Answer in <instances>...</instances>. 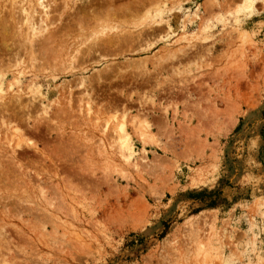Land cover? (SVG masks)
Instances as JSON below:
<instances>
[{
    "label": "rangeland",
    "instance_id": "obj_1",
    "mask_svg": "<svg viewBox=\"0 0 264 264\" xmlns=\"http://www.w3.org/2000/svg\"><path fill=\"white\" fill-rule=\"evenodd\" d=\"M27 1L0 0V100L31 103L38 83L49 110L13 119L36 151L3 160L0 264H264V0H52L39 70L73 49L91 57L75 76L15 86L4 68ZM57 105L69 114L55 118ZM4 127L0 146L15 144Z\"/></svg>",
    "mask_w": 264,
    "mask_h": 264
},
{
    "label": "bare ground",
    "instance_id": "obj_2",
    "mask_svg": "<svg viewBox=\"0 0 264 264\" xmlns=\"http://www.w3.org/2000/svg\"><path fill=\"white\" fill-rule=\"evenodd\" d=\"M25 1H27V0H25ZM29 1V0H28ZM27 1V2H28ZM32 1V0H31ZM30 1V2H31ZM51 2H52V0H50ZM50 1L49 0H33V2H32V5H25V8H24V6H23V4L21 5V14H22V17H23V29H22V26H21V24H20V26H18L17 25V27L15 28V32L16 33H18V43H17V50H15V55L13 56L14 57V59H13V61H14V64L13 65H11V66H9V63H10V61H8L7 63H8V66H9V68H8V66L6 67V68H4V71H8V72H10V73H12L13 75H14V81H15V86H18L19 84H21V82L24 80V79H26V78H28V77H33V80L32 81H35L34 79L36 78V73H37V71H39V72H41L42 74L41 75H44L45 76V78H49V79H52V80H55L56 78H58V77H60V76H75V75H77V74H79V73H81L82 72V70L81 69H79V67H78V57H80L79 55H81L82 57L81 58H87L88 59V56H90L91 57V55H90V53L89 52H87V53H85L84 52V55L83 54H81V51H79V50H75V49H73V54H71L68 58V61H66V62H62V60L60 61V62H58L59 63V65H58V69H55V66H51L50 67V71L49 72H47V69H48V67H45V68H42L41 70H39L40 69V67L41 66H39L40 65V61L41 60H39L38 58H39V55H40V59H45V55H46V50H45V52H44V50L43 51H38L39 53H38V55H37V52L35 51L36 49L34 48V45H36L35 43H39V42H41V44L43 43H47V40L49 39V37H50V28L53 26V22H52V15H53V13H52V15H51V12H53V7H55V1L54 2H52V3H50ZM80 1V0H79ZM98 1V0H97ZM30 2H28V3H26V4H29ZM19 3V2H18ZM58 3V2H57ZM60 3V2H59ZM76 3V2H75ZM92 6H93V4H92ZM66 7V6H65ZM77 8V7H76ZM92 9L93 8H91V12H92ZM18 10V9H17ZM36 10H39V14H40V18H36V13H37V11ZM72 10V9H71ZM56 11V10H55ZM111 10H108V12H110ZM125 11V10H124ZM90 12V13H91ZM99 12V11H98ZM11 13V12H10ZM77 15V14H76ZM94 15H92V17H93ZM89 17V16H88ZM91 17V16H90ZM96 17H97V15H96ZM99 17V16H98ZM78 18V17H77ZM84 18V17H83ZM93 18H95V17H93ZM97 19V18H96ZM82 20V19H81ZM87 20V19H86ZM20 21V20H19ZM21 21H22V19H21ZM99 21V20H98ZM78 22V21H77ZM87 23H88V20H87ZM93 23V22H92ZM91 23V24H92ZM16 24H17V21H16ZM0 25H1V23H0ZM5 25H7V24H5ZM77 25V24H76ZM81 25V24H80ZM83 25V24H82ZM87 25H89V24H87ZM1 26H3V25H1ZM85 27H87L86 26V24L84 25ZM5 27V26H4ZM82 28H84L83 26H81ZM3 27H1L0 28V30H1V32H2V29ZM81 28V29H82ZM107 28V27H106ZM112 28V27H111ZM6 29V28H5ZM25 29V30H24ZM80 28H78V30H79ZM87 29V28H86ZM86 29H84V30H86ZM23 30V31H22ZM83 30V31H84ZM100 30V29H99ZM5 31V30H4ZM3 31V32H4ZM77 31V30H76ZM82 31V30H81ZM101 33H102V31H101ZM1 34V33H0ZM103 34V33H102ZM59 35H60V32H59ZM92 35V34H91ZM94 35V34H93ZM100 36V35H99ZM99 36L97 35V37L96 36H94L95 37V40H98V42H99ZM102 36V35H101ZM100 36V37H101ZM104 37V36H103ZM102 37V38H103ZM114 37V36H113ZM119 37V36H118ZM83 38V37H82ZM90 38H91V36H90ZM89 38V39H90ZM101 38V39H102ZM111 38H112V36H111ZM115 38V37H114ZM51 39V38H50ZM94 40V41H95ZM103 40V39H102ZM119 40V39H118ZM37 41V42H36ZM50 41V40H49ZM49 41H48V43L47 44H50L49 43ZM51 41H54V40H51ZM50 41V42H51ZM117 42V44L116 45H118L119 43H118V41H116ZM93 43V42H92ZM91 43V45L93 46V47H95L96 45H97V42L95 41L93 44ZM113 43V42H112ZM115 43V42H114ZM47 44H46V46H47ZM101 44V43H100ZM108 44V43H107ZM16 45V44H15ZM51 45V44H50ZM106 45V44H105ZM110 45H113V44H110ZM91 46V47H92ZM101 46V45H100ZM115 46V45H114ZM113 46V47H114ZM92 47V48H93ZM116 47V46H115ZM45 48V47H44ZM56 48V47H55ZM15 49H16V47H15ZM22 50V52H24L23 54L27 57V61L25 62V63H23V57H22V55H19L20 54V50ZM50 49V48H49ZM48 49V50H49ZM78 49V48H77ZM80 49V48H79ZM82 50V49H81ZM87 50V49H86ZM92 50V49H91ZM97 50H99V49H97ZM103 50V49H102ZM107 50V49H106ZM52 51V50H51ZM95 51H96V49H95ZM100 51V50H99ZM53 52V51H52ZM54 52H55V50H54ZM91 52V51H90ZM45 53V54H44ZM94 53V52H93ZM96 53V52H95ZM22 54V53H21ZM48 54V53H47ZM52 55H53V53H51ZM48 56V55H47ZM55 55H53L52 57L53 58H55L56 59V56L54 57ZM103 57V56H102ZM5 59V58H4ZM59 59V58H58ZM6 60V59H5ZM8 60V59H7ZM10 60V59H9ZM49 60V59H48ZM53 60V59H52ZM52 60H51V62H50V64L52 63ZM80 60H82V59H80ZM55 61V60H54ZM82 61H84V60H82ZM46 62H47V60H46ZM81 62V61H80ZM11 64V63H10ZM54 64V63H53ZM47 65V64H46ZM57 65V64H56ZM14 67V68H13ZM12 68V69H11ZM3 71V70H2ZM2 74V72H0V75ZM2 75H4V73L2 74ZM1 75V76H2ZM8 78V76H6L5 77V79H7ZM33 84H35V87L32 89L31 88V91L29 90V92H26V93H24V95H26V96H30L31 97V103H23V97L21 96V94H18V96L16 97L15 96V108L14 107H10V105H6V103L5 104H3L2 102H1V100H0V102L2 103L1 105H0V125L1 126H5V122H7V124H9V126L8 127H10V124L11 123H15L16 121H17V119H18V122L20 123H23V124H26L30 119H31V115H30V112H32V111H36L37 112V106H36V104L39 106L38 108H39V110H38V112L40 113V114H43V116H48V110H49V105L47 106H43V107H41V103L44 101V98H41L42 97V94L40 93L41 92V90H42V84L41 85H38V83H31L30 85H31V87L33 86ZM77 84H79L80 85V87L83 89V90H85V85H84V82H83V80H82V78L81 77H79V83H77ZM13 86V85H12ZM27 89V88H26ZM28 89H29V85H28ZM90 89V88H89ZM86 90H87V88H86ZM82 91V90H81ZM88 92V91H87ZM86 91L84 92V94H83V92H82V95H84L86 98H87V101H86V105H85V107L86 108H83L82 106V108L83 109H85V111L86 112H90V109H92V107H93V105H95V101L93 100V98H92V95L90 94V93H87ZM89 92H90V90H89ZM0 93H2V91H1V88H0ZM3 94V93H2ZM1 95V94H0ZM25 96V97H26ZM80 101H79V104H80V102H81V98L79 99ZM69 101V100H68ZM82 103V102H81ZM84 104H85V102H84ZM83 104V105H84ZM58 106V105H57ZM67 106V105H66ZM79 107V106H78ZM56 111L53 113V116L55 117V118H60L61 116L63 117V116H67V114H66V112L70 109L69 108V105H68V107H65V108H60L59 106L58 107H55L54 108ZM78 109V108H77ZM81 109V108H80ZM14 111L13 113H10V114H7V119L6 118H4V115H6V113L8 112V111ZM71 110V109H70ZM79 110V109H78ZM23 111H26V117H24V120H21L22 118H21V116H17L16 114L17 113H23ZM80 111V110H79ZM83 111V110H82ZM84 111V112H85ZM68 113V112H67ZM80 113H81V111H80ZM34 114V113H33ZM38 114V113H37ZM69 114V113H68ZM83 114V113H82ZM89 114V113H88ZM87 114V115H88ZM61 115V116H60ZM84 115H86V114H84ZM83 115V117H85ZM36 116V115H35ZM122 116H124L123 115V113H122ZM16 117V118H15ZM34 117V116H33ZM61 117V118H62ZM64 117V118H65ZM88 117V116H87ZM86 118V117H85ZM137 118V117H136ZM5 119V120H4ZM13 119L14 120H16V121H13ZM40 119V118H39ZM48 119V118H47ZM50 119V118H49ZM134 119V117L131 119V121H129V122H131L130 124H133V122H135V120L132 122V120ZM51 120V119H50ZM138 120V119H137ZM40 121V120H39ZM48 121V120H47ZM123 121H124V118H123ZM125 122V121H124ZM114 123H115V121H114ZM117 125H118V121H117V123H116ZM115 124V126H117ZM122 124H123V122H122ZM147 124V123H146ZM21 125V124H20ZM27 125V124H26ZM114 125V124H113ZM135 125V123L133 124V126ZM131 126V125H130ZM132 126V127H133ZM26 127V126H25ZM96 127V126H95ZM149 127V126H148ZM148 127L147 126H141V125H135L134 126V135H137V137H138V139L142 142V143H146L147 141H151V137L153 136H151L150 134V131L148 130ZM112 128L113 127H111V130H112ZM124 127L122 126V125H120V127L118 128V130L116 131V133H118V140H119V142H118V146H116V147H118V155L120 156V157H122L123 159H121V160H123V163H124V161L126 162L127 160H126V156H128V155H125V152H127L126 150H127V139H125L126 138V134H125V132H124V129H123ZM4 129H5V127H4ZM13 129V128H12ZM12 129H8L7 128V126H6V132L5 133H9V132H7V131H10V130H12ZM22 128L18 125V123H15V130L11 133V131H10V133H11V136H12V138H15V141H14V139H12L11 137V139L10 140H13L14 142H15V144H12L10 141H9V138H8V140L7 139H5V141L4 142H6V144L4 143V146L3 147H1L0 146V178L2 177H4V176H7L3 171H2V167H3V165H4V161L3 160H7V159H10V162L11 161H15V152H23V151H21L22 150V148H23V146L22 145H25L26 147L25 148H29V149H31L32 151H36V145H33L32 143H29V141L28 140H26L25 138V136H24V133H25V131L22 129ZM96 129H97V127H96ZM114 129V131H115V128H113ZM133 129V128H132ZM94 130V129H93ZM3 132V131H2ZM4 133V134H5ZM10 136V135H9ZM128 136V135H127ZM25 137V138H24ZM117 137V136H116ZM4 138H5V136H4ZM156 138V137H155ZM117 139V138H116ZM125 139V140H124ZM128 140H129V138H128ZM153 140V139H152ZM12 141V142H13ZM157 142V141H156ZM3 145V144H2ZM116 152V153H117ZM115 153V154H116ZM33 154V153H32ZM119 157V158H120ZM129 157V156H128ZM127 157V158H128ZM129 160V159H128ZM13 163V162H12ZM119 163H120V161H119ZM128 165H129V161H127L126 162ZM14 164V163H13ZM126 164V165H127ZM18 165V166H17ZM17 166V168L18 169H21L22 168V166H21V164L18 162V163H15V166L14 167H16ZM56 172V171H55ZM5 174V175H4ZM23 176V175H22ZM40 195V194H39ZM42 195V194H41ZM41 197V196H40ZM45 206V205H44ZM47 206V205H46ZM6 238V237H5ZM1 239H2V236H1ZM4 242V241H3ZM5 243V242H4ZM8 243V242H7Z\"/></svg>",
    "mask_w": 264,
    "mask_h": 264
}]
</instances>
